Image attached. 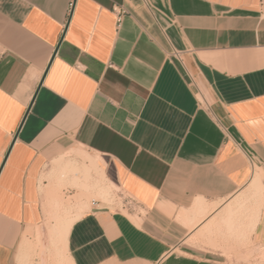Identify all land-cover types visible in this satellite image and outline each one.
Returning a JSON list of instances; mask_svg holds the SVG:
<instances>
[{
  "label": "crops",
  "instance_id": "1",
  "mask_svg": "<svg viewBox=\"0 0 264 264\" xmlns=\"http://www.w3.org/2000/svg\"><path fill=\"white\" fill-rule=\"evenodd\" d=\"M260 1L0 0V264H56L54 168L77 151L98 159L83 191L143 212L93 197L60 229L69 264H229L199 230L264 166ZM199 198L219 207L191 227Z\"/></svg>",
  "mask_w": 264,
  "mask_h": 264
},
{
  "label": "rangeland",
  "instance_id": "2",
  "mask_svg": "<svg viewBox=\"0 0 264 264\" xmlns=\"http://www.w3.org/2000/svg\"><path fill=\"white\" fill-rule=\"evenodd\" d=\"M66 155L68 156L66 159L67 167L62 163L63 161L61 163H55L54 169L56 177L55 187L53 189L55 193V206H53L55 209V216L50 215V217H48L49 220H55L56 226L60 225L59 228L55 226V231H57L58 235L60 234L59 237H57L58 235L55 231H53V235H55L54 238H57L53 239V246L56 251V264H69L64 252V247L62 245L61 236L63 234L59 233L63 223L62 219L65 218L66 214H69V211H82L84 213L89 209V204L91 205L92 198L96 197L102 199V205L111 206L112 208L118 209L127 214H129L128 211L132 212L135 215L129 214L132 219H137V212H143L141 204L138 200L129 196V194H127L125 191L118 190L116 186L106 182L105 180V184L101 185V182H98L100 185L96 186L89 184L87 190L84 189L85 191H83L79 183H85L86 181L89 182L90 175L86 169L79 168L80 166L78 165L77 159L82 160L84 164L89 162V164L94 168H98V159L83 151L67 153ZM75 166L79 167L77 168ZM63 167H66L68 173L71 174L67 177L68 182H66V178L62 176L61 169ZM254 167L258 172L261 171L262 175L258 176L261 178L263 177V182L257 185L256 181L250 180V182L233 198L220 201V207L222 208L217 210L209 218H213L212 223L215 222L214 224L210 223L208 226L209 228L211 227V229L209 231L207 229L204 230V226H202L199 230V239L202 242L204 241L207 244L213 246L214 248L222 250L229 264H264V234L261 235L259 230L261 227H264V166L254 164ZM72 168L75 171L72 172ZM99 170L95 169L96 174L98 175L99 173L100 179L105 178L101 172L102 170L100 168ZM70 185L73 188L76 187L80 189V193L75 196H70V194L64 193L63 189L68 188ZM97 186L99 187L97 193L91 194L90 189L92 187L95 189ZM102 186L104 189L108 190L106 192L109 193V198H103L99 195L98 191L101 190ZM58 202L62 203L60 204ZM81 203H83V205ZM219 203L212 204L210 208H218ZM76 207H79V210H75ZM84 207H86V209ZM197 217L198 215L194 218L195 221ZM199 218L200 215L198 219ZM193 220L192 222H195ZM192 222L190 223L192 224ZM190 223H187L188 226H191ZM201 231L204 232V235L201 234ZM33 256L39 257L41 256V252L34 253Z\"/></svg>",
  "mask_w": 264,
  "mask_h": 264
},
{
  "label": "bare ground",
  "instance_id": "3",
  "mask_svg": "<svg viewBox=\"0 0 264 264\" xmlns=\"http://www.w3.org/2000/svg\"><path fill=\"white\" fill-rule=\"evenodd\" d=\"M83 156V155H82ZM88 157H90V156H88ZM255 170V169H254ZM104 175V174H103ZM260 175H262V173H261V171L260 172H258L257 171V169L255 170V172H254V174H253V177H252V180L253 181H256V184L257 185H259V184H261L263 181H262V178L261 177H259ZM105 177V176H104ZM98 187V186H97ZM107 188V187H106ZM101 189H103V187L101 188ZM100 191V195L101 196H103L104 198H108L107 196L109 195V193L108 192H106V191H108V190H105L104 191V189L101 191V190H99ZM98 191V192H99ZM110 196H112V195H110ZM59 200V199H58ZM61 201V200H60ZM55 202V201H54ZM62 202H63V200H62ZM61 202V203H62ZM83 202V201H82ZM58 203H60V202H58ZM60 203V204H61ZM65 203V202H64ZM63 203V204H64ZM80 203V202H79ZM82 205H83V203H81ZM80 204V205H81ZM88 205V204H87ZM78 206V205H77ZM216 206H217V204H216ZM215 206V207H216ZM80 207V206H79ZM79 207H77V208H79ZM87 207V206H86ZM86 207H84L85 209H86ZM83 208V209H84ZM212 208H214V207H211V208H209L208 207V204H206V201H204V199H197L195 202H194V204H193V206L191 207V208H189V209H182V211L178 214V219L179 220H181L182 222H186V223H190V222H192V220L198 215V217H199V215H200V218L198 219V217L196 218V221H195V219L193 220V221H195V222H192V224H191V227H194L195 225H197V224H200L201 223V221H203V219L207 216V214L208 213H210V212H212L214 209H212ZM65 209V208H64ZM70 210V209H69ZM79 210V209H78ZM87 211V210H86ZM68 212V211H67ZM69 214L68 215H66L65 216V218H63L62 220V222L64 223H62V226H61V228L63 227H65V231H64V236H67V234H68V232H69V230H70V228H71V226L82 216V214H84L82 211H77V212H68ZM65 214V213H64ZM65 219V220H64ZM198 219V220H197ZM212 220V219H211ZM210 220V221H211ZM207 221H209V220H207ZM58 222V221H57ZM212 223V222H211ZM207 224V223H206ZM64 225V226H63ZM209 225H210V223H209ZM208 225V226H209ZM60 226V225H59ZM59 226H56L57 228H59ZM193 229V228H192ZM56 230V229H55ZM55 230H52V231H55ZM58 230V229H57ZM63 230V229H62ZM56 232V234L58 235V233H57V231H55ZM61 232H63V231H61ZM55 234V233H54ZM56 235V236H57ZM55 235H53V237H54ZM60 236V234L57 236V237H59ZM62 237H63V235H62ZM64 238V237H63ZM54 239H57V238H54ZM59 240H60V238H59ZM61 241V240H60ZM58 242V241H57ZM56 243V242H55ZM57 244V243H56ZM63 248V247H62ZM65 250V249H64ZM67 253V252H66ZM68 254V253H67ZM63 256V255H62ZM65 259V258H64Z\"/></svg>",
  "mask_w": 264,
  "mask_h": 264
},
{
  "label": "built area",
  "instance_id": "4",
  "mask_svg": "<svg viewBox=\"0 0 264 264\" xmlns=\"http://www.w3.org/2000/svg\"><path fill=\"white\" fill-rule=\"evenodd\" d=\"M115 12L118 15L119 20L121 19V16L123 13L126 12L125 8H115ZM260 15L264 18V0L260 1Z\"/></svg>",
  "mask_w": 264,
  "mask_h": 264
}]
</instances>
